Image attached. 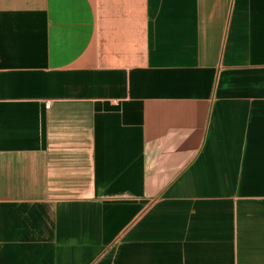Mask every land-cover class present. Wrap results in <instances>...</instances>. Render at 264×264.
<instances>
[{
  "label": "crops",
  "instance_id": "obj_1",
  "mask_svg": "<svg viewBox=\"0 0 264 264\" xmlns=\"http://www.w3.org/2000/svg\"><path fill=\"white\" fill-rule=\"evenodd\" d=\"M0 264H264V0H0Z\"/></svg>",
  "mask_w": 264,
  "mask_h": 264
},
{
  "label": "built area",
  "instance_id": "obj_2",
  "mask_svg": "<svg viewBox=\"0 0 264 264\" xmlns=\"http://www.w3.org/2000/svg\"><path fill=\"white\" fill-rule=\"evenodd\" d=\"M50 106H51V105H50V104H48V105H47V108H50Z\"/></svg>",
  "mask_w": 264,
  "mask_h": 264
}]
</instances>
